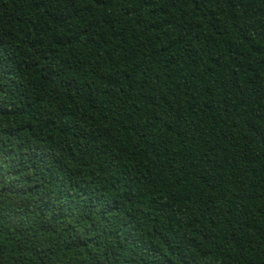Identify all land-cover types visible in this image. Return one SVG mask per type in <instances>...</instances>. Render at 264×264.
<instances>
[{"label":"trees","instance_id":"trees-1","mask_svg":"<svg viewBox=\"0 0 264 264\" xmlns=\"http://www.w3.org/2000/svg\"><path fill=\"white\" fill-rule=\"evenodd\" d=\"M0 264H264V0H0Z\"/></svg>","mask_w":264,"mask_h":264}]
</instances>
